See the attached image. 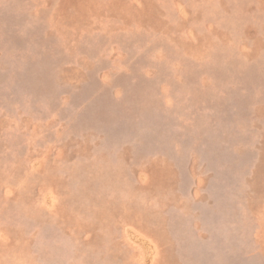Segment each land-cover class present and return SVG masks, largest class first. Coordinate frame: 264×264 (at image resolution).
I'll return each mask as SVG.
<instances>
[{"label":"rangeland","instance_id":"1","mask_svg":"<svg viewBox=\"0 0 264 264\" xmlns=\"http://www.w3.org/2000/svg\"><path fill=\"white\" fill-rule=\"evenodd\" d=\"M0 264H264V0H0Z\"/></svg>","mask_w":264,"mask_h":264}]
</instances>
